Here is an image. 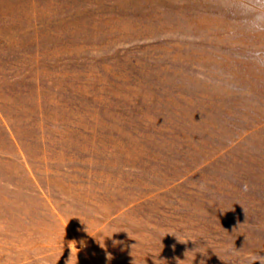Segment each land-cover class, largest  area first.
I'll use <instances>...</instances> for the list:
<instances>
[{"label": "rangeland", "instance_id": "rangeland-1", "mask_svg": "<svg viewBox=\"0 0 264 264\" xmlns=\"http://www.w3.org/2000/svg\"><path fill=\"white\" fill-rule=\"evenodd\" d=\"M250 22L222 0H0V264H259Z\"/></svg>", "mask_w": 264, "mask_h": 264}, {"label": "clouds", "instance_id": "clouds-1", "mask_svg": "<svg viewBox=\"0 0 264 264\" xmlns=\"http://www.w3.org/2000/svg\"><path fill=\"white\" fill-rule=\"evenodd\" d=\"M222 6L228 10L243 9L250 17L248 28L252 31L264 30V0H222ZM259 264H264V257H259ZM251 264H257L254 258Z\"/></svg>", "mask_w": 264, "mask_h": 264}]
</instances>
